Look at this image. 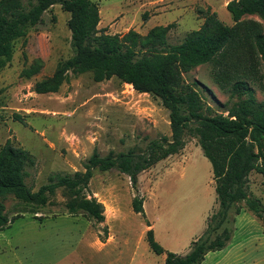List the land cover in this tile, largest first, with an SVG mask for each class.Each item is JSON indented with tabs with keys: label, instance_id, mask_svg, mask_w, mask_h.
Returning a JSON list of instances; mask_svg holds the SVG:
<instances>
[{
	"label": "rangeland",
	"instance_id": "obj_1",
	"mask_svg": "<svg viewBox=\"0 0 264 264\" xmlns=\"http://www.w3.org/2000/svg\"><path fill=\"white\" fill-rule=\"evenodd\" d=\"M91 1L100 6L99 28L110 35L134 30L145 36L154 27L173 24L168 43L177 45L201 27L209 9L226 25H234L227 10L231 0ZM251 18L255 17H246ZM69 19L60 6L51 8L17 42L12 62L0 72V150L10 141L36 157L37 165L26 180L34 191L51 175L84 172L95 150L102 156L142 152L151 141L172 136L169 111L160 99L117 78L96 83L91 73L70 74L58 93L35 92L37 82L52 77L58 64L73 55ZM38 61L40 71L30 75ZM184 78L213 113L227 115L234 100L215 84L211 65ZM253 89L264 101V91ZM249 182L264 203L263 177L253 173ZM137 190L117 170L94 172L89 195L104 204L105 212L112 210L105 214L104 224L65 214L63 191L58 190L38 214L40 219L27 214L0 232V264H165L142 236L149 230L147 222L161 239L157 242L169 251L189 234H203L218 210L212 166L192 135L178 155L141 173ZM137 194L144 199L146 218L133 211ZM2 200L9 213L18 204L12 194ZM248 225L243 223L236 234H264L260 220L257 227Z\"/></svg>",
	"mask_w": 264,
	"mask_h": 264
},
{
	"label": "trees",
	"instance_id": "obj_2",
	"mask_svg": "<svg viewBox=\"0 0 264 264\" xmlns=\"http://www.w3.org/2000/svg\"><path fill=\"white\" fill-rule=\"evenodd\" d=\"M57 5L70 14L73 55L58 64L52 77L37 82L35 92L58 93L70 74L91 73L96 83L117 78L139 93L160 99L169 111L172 136L151 141L142 152L132 149L102 156L95 150L84 172L51 175L38 191L26 182L37 165L36 157L7 142L0 150V232L24 215L37 217L58 190L63 191L65 214L104 224V204L89 195L94 172L117 170L130 178L138 193L140 174L178 155L188 135L198 140L212 166L218 210L186 255L165 250L147 222L151 250L166 255L165 264H201L209 253L227 247L233 234L229 225L242 211L251 212L264 225V203L249 187L253 173L264 179V101L256 98L253 89L264 91V0H231L227 10L233 26L209 9L201 27L177 45L168 43L173 24L154 27L145 36L134 30L107 34L99 28L100 6L91 0H0V72L12 62L17 42ZM207 64L212 66L215 84L234 100L227 115L213 113L199 91L185 81L184 75ZM41 67L38 61L30 75ZM7 194L14 195L18 203L11 213L2 200ZM132 208L146 218L140 195L133 198Z\"/></svg>",
	"mask_w": 264,
	"mask_h": 264
},
{
	"label": "crops",
	"instance_id": "obj_3",
	"mask_svg": "<svg viewBox=\"0 0 264 264\" xmlns=\"http://www.w3.org/2000/svg\"><path fill=\"white\" fill-rule=\"evenodd\" d=\"M101 23L102 20L99 27ZM217 206L218 205H216V207ZM106 213V215H108L107 208ZM234 219L233 234L227 247L221 251L209 253L201 264H264V234H236L243 223L249 224V227H257L259 219L247 210L242 211V213L235 216ZM146 228L150 229L148 227ZM262 230L264 231L263 228ZM201 235L202 234H189L182 242L176 243L174 247H170L171 249L169 251L179 255H186L190 251L192 242ZM142 236H146V234ZM155 238L160 242L161 239L158 234H155ZM165 250L168 249L165 248ZM161 257H163L161 258L162 261H165L166 256L161 255Z\"/></svg>",
	"mask_w": 264,
	"mask_h": 264
},
{
	"label": "bare ground",
	"instance_id": "obj_4",
	"mask_svg": "<svg viewBox=\"0 0 264 264\" xmlns=\"http://www.w3.org/2000/svg\"><path fill=\"white\" fill-rule=\"evenodd\" d=\"M107 211L111 212L112 210H111V208L109 207V208H107Z\"/></svg>",
	"mask_w": 264,
	"mask_h": 264
}]
</instances>
